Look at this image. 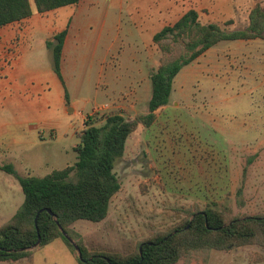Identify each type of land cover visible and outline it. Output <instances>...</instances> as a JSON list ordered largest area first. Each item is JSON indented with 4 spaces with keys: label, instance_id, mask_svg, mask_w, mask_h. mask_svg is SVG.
<instances>
[{
    "label": "rangeland",
    "instance_id": "1",
    "mask_svg": "<svg viewBox=\"0 0 264 264\" xmlns=\"http://www.w3.org/2000/svg\"><path fill=\"white\" fill-rule=\"evenodd\" d=\"M232 16L201 9L203 23L246 29L264 0H233ZM185 0H82L0 28V165L43 176L77 160L87 121L148 112L162 51L149 15ZM32 5L34 3L32 0ZM81 6V7H79ZM79 7V8H78ZM64 29L59 78L48 42ZM130 136L117 172L122 188L102 222L73 224L91 251L128 253L188 210L216 204L231 215L264 213V36L222 41L184 66L170 102ZM15 174L0 168V224L24 202ZM239 190L241 194H239ZM242 202H244L242 204ZM264 247L212 250L208 264H261ZM0 264H78L58 238ZM175 264H204L193 254Z\"/></svg>",
    "mask_w": 264,
    "mask_h": 264
},
{
    "label": "trees",
    "instance_id": "2",
    "mask_svg": "<svg viewBox=\"0 0 264 264\" xmlns=\"http://www.w3.org/2000/svg\"><path fill=\"white\" fill-rule=\"evenodd\" d=\"M79 2L33 0V7L32 0H0V28L30 18L34 10L43 14ZM67 33L64 29L48 42L54 51L55 72L62 80L61 59ZM262 36L264 8L260 3L252 9L248 27L237 30H227L215 22L203 23L199 12L192 8L153 36L162 56L151 76L152 93L146 114L126 118L120 112H110L101 125L90 116L74 148L76 162L46 175L20 176L13 166L0 165L17 176L25 196L16 213L0 224V261L30 256V247L39 237V246L61 238L76 253L78 264H175L193 254L202 255L204 264H208L212 250L228 252L252 244L264 247V213L231 215L216 204L188 210L173 226L141 240L128 253L91 251L73 227L79 220L102 222L108 217L111 202L122 188L116 164L139 124L150 126L156 118L155 111L170 102L174 79L182 68L222 41ZM44 208L52 210L54 216ZM55 218L77 240L82 259Z\"/></svg>",
    "mask_w": 264,
    "mask_h": 264
},
{
    "label": "crops",
    "instance_id": "3",
    "mask_svg": "<svg viewBox=\"0 0 264 264\" xmlns=\"http://www.w3.org/2000/svg\"><path fill=\"white\" fill-rule=\"evenodd\" d=\"M80 3H82V0H80V2L78 4H80ZM69 6L77 7L76 5H69ZM79 7H81V6H79ZM192 8L196 9L199 12L200 18H201V9H203V10L207 9V10H209V13H211V14H213V13L217 14L218 13V14H224L226 16H228V15L232 16L233 11H234V1L233 0H185V3L176 2L173 5L172 4L171 5L166 4L164 8H163V5H161V7L158 11L153 12L148 17L149 25L156 27L155 31L153 32V36L157 32H159L164 26L174 24L177 20H179V18L182 15H184L188 10H190ZM39 15H41V14L39 13ZM33 16H34V14L32 15V17ZM32 17H30V21H31ZM69 37H70V33L68 32L66 39H65L64 47L66 46V43L68 42ZM152 40H153V38H152ZM7 208H8V205L6 203L0 202V212L7 210ZM210 258H211V254H210ZM261 264H264V258L262 259Z\"/></svg>",
    "mask_w": 264,
    "mask_h": 264
},
{
    "label": "water",
    "instance_id": "4",
    "mask_svg": "<svg viewBox=\"0 0 264 264\" xmlns=\"http://www.w3.org/2000/svg\"><path fill=\"white\" fill-rule=\"evenodd\" d=\"M44 209H46V210H47L52 216H54V213H53L52 210H50L49 208H44ZM41 211H42V210H40V211L38 212L37 217H38V215H39V213H40ZM37 217L35 218V223H36V225H37ZM55 220H56V222L59 224V222H58V220H57L56 218H55ZM59 227H60L61 231L63 232L64 236H65V237H66V238L72 243V245L75 247V250H76V252H77L79 258L82 259V258H83V256H82V251H81L80 246H79L78 243H77V240H76L73 236H71L68 232H66V231L62 228V226H61L60 224H59ZM39 244H40V237H39L38 241L36 242V244H35L34 246L30 247V249L35 248V247L38 246Z\"/></svg>",
    "mask_w": 264,
    "mask_h": 264
}]
</instances>
